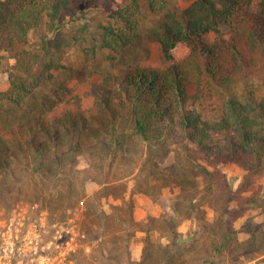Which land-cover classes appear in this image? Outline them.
Wrapping results in <instances>:
<instances>
[{
  "label": "rangeland",
  "instance_id": "obj_1",
  "mask_svg": "<svg viewBox=\"0 0 264 264\" xmlns=\"http://www.w3.org/2000/svg\"><path fill=\"white\" fill-rule=\"evenodd\" d=\"M157 1L163 10L151 11L147 0H140L141 44L115 53L114 60L102 46L104 27L116 24L113 10L131 0H84L61 13L54 32L45 24L32 30L27 49L36 63L31 72L38 73L50 56L46 43L58 45L57 56L64 65L40 84L18 69L14 51L0 38V135H10L34 115L87 111L109 72L166 67L154 32L161 31L166 13L176 11L183 17L195 0ZM214 38L212 33L205 37L208 43ZM188 52L186 43H179L173 55L181 61ZM25 57L31 63L28 54ZM258 60L257 67L248 63L244 68L240 92H264V55ZM14 73L31 90L20 104L10 97ZM214 114L211 107L205 110L206 116ZM161 142L151 147L142 141L132 150L114 156L105 151L100 157L95 142L88 140L78 151L65 146L16 164L14 177L0 183V236L9 230L12 261L22 257L28 264H264V157L257 171L250 172L223 151L216 155L197 150L178 118L167 121ZM225 142L216 136L218 145ZM197 163L219 172L217 180L210 186L202 174L190 175V183L180 186L176 173ZM126 200L132 206L125 205Z\"/></svg>",
  "mask_w": 264,
  "mask_h": 264
},
{
  "label": "trees",
  "instance_id": "obj_2",
  "mask_svg": "<svg viewBox=\"0 0 264 264\" xmlns=\"http://www.w3.org/2000/svg\"><path fill=\"white\" fill-rule=\"evenodd\" d=\"M83 1L0 0V38L14 51L18 69L29 73L34 83L52 77L64 65L57 56L58 45L44 42L50 56L38 73H32L30 67L36 61L27 49L30 32L43 24L54 32L60 27L61 13ZM147 1L151 11L164 9L157 0ZM141 14L140 0L113 10L116 24L104 27L102 44L111 51L109 58L114 60L115 53L141 44ZM210 33L215 38L208 43L205 37ZM154 35L168 63L163 69L134 66L109 72L94 91L87 111L68 109L57 117L34 115L10 135H0V183L14 177L16 164L43 158L65 146L78 151L88 140L95 142L100 157L105 151L111 155L132 150L142 141L152 147V143H162L167 121L176 118L197 150L216 155L223 151L250 172L257 171L264 157V92L258 94L255 88L240 92L238 84L246 65L257 67L259 56L264 55V0H195L184 9L183 17L176 11L166 13L161 31ZM179 43H186L189 52L176 61L173 50ZM27 54L31 63L24 61ZM23 80L12 74L10 97L15 104L31 91ZM210 107L214 117L205 115ZM216 136H223L225 144L218 145ZM197 174L210 186L220 175L197 163L174 177L183 186L190 183V175ZM127 201L125 205L132 206Z\"/></svg>",
  "mask_w": 264,
  "mask_h": 264
},
{
  "label": "flooded vegetation",
  "instance_id": "obj_3",
  "mask_svg": "<svg viewBox=\"0 0 264 264\" xmlns=\"http://www.w3.org/2000/svg\"><path fill=\"white\" fill-rule=\"evenodd\" d=\"M9 230L7 229L4 234L6 235L3 239L0 238V264H7L9 261ZM3 240V241H1Z\"/></svg>",
  "mask_w": 264,
  "mask_h": 264
},
{
  "label": "built area",
  "instance_id": "obj_4",
  "mask_svg": "<svg viewBox=\"0 0 264 264\" xmlns=\"http://www.w3.org/2000/svg\"><path fill=\"white\" fill-rule=\"evenodd\" d=\"M0 238H1V236H0ZM4 237H2V239H3ZM1 241H3V240H1ZM9 243H10V239H9ZM1 258V257H0ZM34 258H32V260H33ZM13 259L11 258V255H10V253H9V261H8V263L7 264H28V263H26L25 262V258H22V257H16L15 258V262H13L12 261ZM31 264V263H30Z\"/></svg>",
  "mask_w": 264,
  "mask_h": 264
}]
</instances>
